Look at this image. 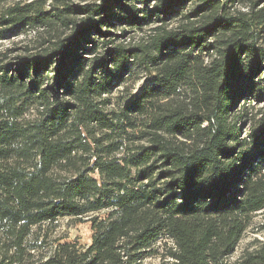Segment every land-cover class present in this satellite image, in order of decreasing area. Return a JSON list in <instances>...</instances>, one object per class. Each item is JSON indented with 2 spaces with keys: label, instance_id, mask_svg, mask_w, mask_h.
I'll use <instances>...</instances> for the list:
<instances>
[{
  "label": "trees",
  "instance_id": "16d2710c",
  "mask_svg": "<svg viewBox=\"0 0 264 264\" xmlns=\"http://www.w3.org/2000/svg\"><path fill=\"white\" fill-rule=\"evenodd\" d=\"M31 33L0 50V264L62 217L91 242L41 264H142L164 235L160 264H264V230L228 260L264 210V0L0 8V40Z\"/></svg>",
  "mask_w": 264,
  "mask_h": 264
},
{
  "label": "rangeland",
  "instance_id": "374dc122",
  "mask_svg": "<svg viewBox=\"0 0 264 264\" xmlns=\"http://www.w3.org/2000/svg\"><path fill=\"white\" fill-rule=\"evenodd\" d=\"M31 0H0V8L3 6H7L13 4L15 2H28ZM52 0H46L47 4H50ZM75 3L83 4L84 0H72ZM263 1V0H261ZM241 8V7H240ZM241 9L246 10V7H242ZM33 33L29 34V36L20 35L17 37L2 39L0 40V50H14L15 53H19L21 51V46L29 44L32 42L30 38ZM11 53V52H10ZM142 82H138L136 84V89L141 86ZM264 102L262 103H253V106L258 109L263 107ZM242 105V102L238 104L239 109ZM247 123V122H246ZM243 126V135L248 132V123L242 124ZM107 214L106 211H100L91 216H99L105 217ZM89 219V216L87 217ZM86 218V219H87ZM264 210L257 212L252 216L251 223L241 241L235 248V251L229 257L230 262H234L239 259L245 252L248 250H253L257 246V239H262L263 230H264ZM93 235L92 230V222L90 220H80L69 217H62L58 219L53 224H44L42 227L37 229L35 237H38V242L40 243L39 247L34 250L33 253V263L41 264L46 261L53 253L57 245L61 242H72L75 243L78 247L82 248L90 244ZM165 243L168 246H173V240L167 237L166 235L159 238L157 242V246L159 247V253L153 256H148L144 259L142 264H160L161 254L166 251L164 248Z\"/></svg>",
  "mask_w": 264,
  "mask_h": 264
}]
</instances>
